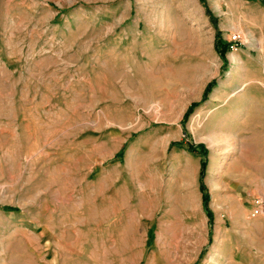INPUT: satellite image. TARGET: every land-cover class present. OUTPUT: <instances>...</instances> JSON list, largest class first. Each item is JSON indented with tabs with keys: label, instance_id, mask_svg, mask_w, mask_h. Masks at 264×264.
Here are the masks:
<instances>
[{
	"label": "rangeland",
	"instance_id": "374dc122",
	"mask_svg": "<svg viewBox=\"0 0 264 264\" xmlns=\"http://www.w3.org/2000/svg\"><path fill=\"white\" fill-rule=\"evenodd\" d=\"M264 0H0V264H264Z\"/></svg>",
	"mask_w": 264,
	"mask_h": 264
},
{
	"label": "built area",
	"instance_id": "2783aa9c",
	"mask_svg": "<svg viewBox=\"0 0 264 264\" xmlns=\"http://www.w3.org/2000/svg\"><path fill=\"white\" fill-rule=\"evenodd\" d=\"M248 212L250 217L260 216L264 219V195L252 201Z\"/></svg>",
	"mask_w": 264,
	"mask_h": 264
},
{
	"label": "crops",
	"instance_id": "0c3cea01",
	"mask_svg": "<svg viewBox=\"0 0 264 264\" xmlns=\"http://www.w3.org/2000/svg\"><path fill=\"white\" fill-rule=\"evenodd\" d=\"M259 127H258V129H262V127H261V125H258ZM263 129H264V127H263ZM262 132H260V134H258L257 135V137L260 139V140H262V141H264V130H261ZM256 219H262L260 216H257V217H255ZM263 220V219H262Z\"/></svg>",
	"mask_w": 264,
	"mask_h": 264
}]
</instances>
